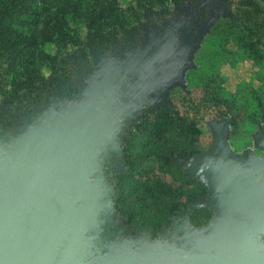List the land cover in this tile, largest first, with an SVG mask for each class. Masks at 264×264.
<instances>
[{"label": "rangeland", "instance_id": "rangeland-1", "mask_svg": "<svg viewBox=\"0 0 264 264\" xmlns=\"http://www.w3.org/2000/svg\"><path fill=\"white\" fill-rule=\"evenodd\" d=\"M73 107L79 129L37 170L0 261L264 264V0H0V217ZM166 110L194 125L195 182L136 228L112 191Z\"/></svg>", "mask_w": 264, "mask_h": 264}, {"label": "trees", "instance_id": "trees-1", "mask_svg": "<svg viewBox=\"0 0 264 264\" xmlns=\"http://www.w3.org/2000/svg\"><path fill=\"white\" fill-rule=\"evenodd\" d=\"M64 18L59 19L61 25H64ZM50 29L69 36L57 26L52 25ZM155 116L163 129L157 136L147 134L142 144L134 136L127 147L126 172L114 188L117 208L136 228H156L172 215L171 205L183 195L176 187L179 185L187 190L195 182L180 165V161L198 153L196 141L189 136L194 125L188 119L180 118L176 111L166 110ZM146 131L150 132L149 129ZM152 165L156 171H151ZM184 195H187L186 191Z\"/></svg>", "mask_w": 264, "mask_h": 264}, {"label": "water", "instance_id": "water-1", "mask_svg": "<svg viewBox=\"0 0 264 264\" xmlns=\"http://www.w3.org/2000/svg\"><path fill=\"white\" fill-rule=\"evenodd\" d=\"M76 108L71 109V112H66L63 114V118L65 119V128H60L58 124L52 122L49 126L54 132L55 141L52 144L51 152L41 155L32 159L29 165V170L27 176L19 182L17 185L16 194L11 203L8 204L6 208V213L0 217V241L6 236L8 231L14 226L12 223V219L16 211L20 208L24 194L28 190V188L35 182L37 170L40 168H53L55 162L62 160L65 158L66 151H62L61 148H66L71 144L72 137L76 134L78 128V124L76 123L75 127H71V124H68V120H73L76 117ZM54 121H57L54 119ZM57 123V122H56ZM61 133L64 134V138L61 139ZM40 180H38L39 182ZM37 182V183H38ZM36 183V184H37ZM112 196H114V190L112 191ZM136 256L134 259H126L127 264H140L142 262V257L137 259ZM13 254L10 255L5 262L0 261V264H13ZM236 264H245L244 263V252H238V262Z\"/></svg>", "mask_w": 264, "mask_h": 264}]
</instances>
